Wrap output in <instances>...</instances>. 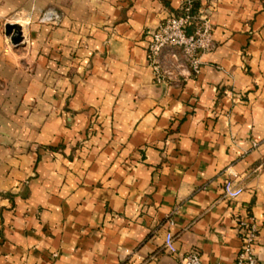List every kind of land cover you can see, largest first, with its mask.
Listing matches in <instances>:
<instances>
[{"label": "crops", "instance_id": "1", "mask_svg": "<svg viewBox=\"0 0 264 264\" xmlns=\"http://www.w3.org/2000/svg\"><path fill=\"white\" fill-rule=\"evenodd\" d=\"M186 1L0 0V264H181L168 230L236 264L249 216L264 264V0H191L215 48L158 83L150 33Z\"/></svg>", "mask_w": 264, "mask_h": 264}, {"label": "built area", "instance_id": "2", "mask_svg": "<svg viewBox=\"0 0 264 264\" xmlns=\"http://www.w3.org/2000/svg\"><path fill=\"white\" fill-rule=\"evenodd\" d=\"M61 20L60 13L55 9L45 10L40 22L57 25ZM214 27L208 12L194 11L191 0L184 2L178 12L165 18L158 27L150 33L147 48V63L154 80L158 83H174L185 79V66L189 75L196 77L202 69L204 54L215 48L213 42ZM233 101L240 100V95L227 92ZM244 189L237 181L235 173L230 172L223 183V197L230 201L241 196ZM239 234L242 247L237 256L236 264H260L256 252L259 240L258 227L249 216L239 220ZM167 223L172 226L174 220ZM163 249L168 254L181 260V264H201L200 252L193 249L182 252L177 247L174 233L168 230L165 234Z\"/></svg>", "mask_w": 264, "mask_h": 264}, {"label": "water", "instance_id": "3", "mask_svg": "<svg viewBox=\"0 0 264 264\" xmlns=\"http://www.w3.org/2000/svg\"><path fill=\"white\" fill-rule=\"evenodd\" d=\"M6 35L11 38L15 46H19L23 41L22 27L18 24H7Z\"/></svg>", "mask_w": 264, "mask_h": 264}, {"label": "rangeland", "instance_id": "4", "mask_svg": "<svg viewBox=\"0 0 264 264\" xmlns=\"http://www.w3.org/2000/svg\"><path fill=\"white\" fill-rule=\"evenodd\" d=\"M47 10V9H46ZM8 24H15V23H8ZM6 25H7V23H6ZM6 25H5V27H4V30H5V33H6ZM7 36V35H6ZM8 37V36H7ZM9 39H10V41H11V38L10 37H8ZM12 42V41H11ZM13 44V43H12ZM14 45V44H13ZM20 46V45H19Z\"/></svg>", "mask_w": 264, "mask_h": 264}, {"label": "trees", "instance_id": "5", "mask_svg": "<svg viewBox=\"0 0 264 264\" xmlns=\"http://www.w3.org/2000/svg\"><path fill=\"white\" fill-rule=\"evenodd\" d=\"M194 11H195V12H197V11H196V7H195V6H194Z\"/></svg>", "mask_w": 264, "mask_h": 264}]
</instances>
